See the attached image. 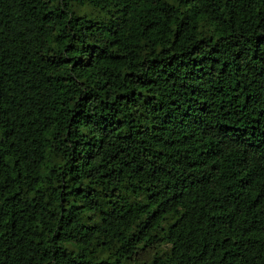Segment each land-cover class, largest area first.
I'll return each mask as SVG.
<instances>
[{
  "label": "trees",
  "instance_id": "1",
  "mask_svg": "<svg viewBox=\"0 0 264 264\" xmlns=\"http://www.w3.org/2000/svg\"><path fill=\"white\" fill-rule=\"evenodd\" d=\"M0 264H264V0H0Z\"/></svg>",
  "mask_w": 264,
  "mask_h": 264
}]
</instances>
